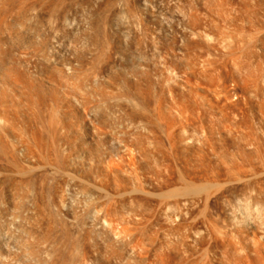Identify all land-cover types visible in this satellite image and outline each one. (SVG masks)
Wrapping results in <instances>:
<instances>
[{"label": "bare ground", "instance_id": "6f19581e", "mask_svg": "<svg viewBox=\"0 0 264 264\" xmlns=\"http://www.w3.org/2000/svg\"><path fill=\"white\" fill-rule=\"evenodd\" d=\"M142 1L145 2L146 0H141V2ZM202 1L197 0L199 7H201L199 3H202ZM148 2L152 5L151 0H149ZM130 3L128 2L125 3V0H0V264H187V263L192 264L193 262H191L190 259L188 260V257L190 256V255L188 256V254L189 253L191 254V251L194 249V247L197 249V250L196 249L193 250L194 254L196 251H198V247L200 250V245L202 244L201 241H204V239L202 240V237H206V235L208 237L207 233L212 228L214 229L216 228L215 230L220 229V228L223 229V226L220 228L217 226L214 227L212 225L213 219L211 218L212 219L211 221L207 217L208 220L212 224L208 223L207 220H206V224H209L210 227L212 228L209 230L207 229L208 232L206 233L204 229L208 226L207 225H205L206 227L203 226L205 221L204 223H202L203 220L202 221L198 220V217H197L196 220H198L199 223L197 222V225H196L195 219L193 220L195 223H192L193 222L192 220L190 222V221H187V219H185V214L187 215L189 214V212H191L190 207L192 205L194 206V209L198 207V210H200L198 213H200L203 219V214H204L203 212L205 210H208V209H205V208H208L206 207L207 206L206 202L211 195L212 196L213 194L216 195L218 191L226 189L225 187H227L228 189L229 186L234 187V185H238V184L242 186L243 183L245 186L248 182L247 180H250V177H252L251 176L252 173L254 172L253 175L255 176L256 174H258V173L255 174V171L257 172L260 169H262V171L261 172L259 171L260 173L258 176L261 177L262 180L264 181L263 179L264 164L263 166L260 164L257 165L256 166L257 168L254 167L253 164H250L252 165V167H254V169L255 168L258 169L255 171L253 170V172H251L252 171L251 170L252 168H250L251 166L249 165L250 167L246 166L245 168V165H248L249 163H251L250 161H252V158L249 156L248 157L249 162L246 163L244 159H246L247 156L246 158L243 159L241 156H239L238 153H237L238 156L233 155L232 158L227 159L226 161L227 165L226 163H223L222 161V164L223 165L225 164V166L227 167L226 169H225V166L223 167L222 171H224V169L226 170L224 171L226 178L224 177L225 179L222 181H219L221 180V177L224 176V175L220 176L223 173L221 170L220 172L222 173L218 171V173L220 174L216 172L217 176L219 175L220 177L219 176L215 177L214 180L216 181H214L212 179L213 176H216L214 175V171L213 170L209 171L207 169H204L205 167L203 166V163L205 162L203 161L208 158L207 157L208 153L204 155L206 158L204 157L205 159H203V152H204L203 149H205L203 148L204 146L203 134L206 135L204 131L205 127L203 126L205 123L203 124V120L204 118H207L210 115L208 114L209 116L203 117L205 116L203 115L202 110H201L203 106H201V109L199 107H195L196 104L194 103L195 102L197 103V100L195 98L200 94H198L195 98H193L196 101L193 100L194 103H192V105L194 104V106L192 107L197 108V109L193 108L194 111H192L190 107V102H192L190 100L192 98L190 99V97L193 94L189 95L190 92L187 93L183 91L184 86L182 85L183 83H180L179 79L177 81V84L179 82L178 84L179 86L178 87L177 85H173V86L174 87L176 86L175 89L177 88L180 89L181 88L180 84H181L182 90L174 89V90H168V91H164V90L160 91V90H151L150 88H149L150 90H142L143 88L142 86L145 85V84L142 85L143 83L142 77H146V75L142 76L141 73L145 66H148L147 68H149V62L151 61L150 60L148 61L146 56H149L147 53L150 50L147 49L148 51L146 53V50L140 49L142 48V46H144V42H142V40L140 39L142 37L139 34L143 31V29H141L142 31L140 32V28L138 24L140 22L139 21L136 22L137 17H135L134 13L135 14L136 12L139 13L140 11L139 7H141V3L139 0H134V3L132 2L134 6L132 4L133 8H131L132 6H130V8L134 10L136 6L138 10L136 12H133V11L131 12L130 9H129L130 11L127 9L128 6H126V4L129 5ZM153 3H155V1H153ZM160 3L159 4L157 3V6L155 5V8L158 7L160 9V7L158 6L160 5ZM179 3H180V0H179ZM186 3H189V2L186 1ZM78 5L80 7L82 6L80 10H79ZM144 5L145 3L143 4V6ZM74 6H76L75 8L78 7V10H76ZM142 8L143 7H141V9ZM143 9L142 11H140V13L143 12V15L144 16L146 15L147 17L148 14H145V13H149V11L146 10L147 12L145 11L144 13ZM145 9H148V8H145ZM149 9H150V5H149ZM151 11H153V9L150 10V12ZM194 13L195 15H192L193 14V11H192V13H190L192 17H189V18H191V20L194 21V18L196 16L197 18L195 20L197 19L199 20L200 16H198L196 12ZM139 17L140 15H138L137 20L139 19ZM43 18L44 20L48 19V21L47 20L45 21L48 23H46V25L45 23L39 25L40 21L41 23L44 22ZM38 20H39L38 25L43 26V31H41L42 29L40 30V28L42 27L37 26L38 31L41 34L37 31V28H32L33 25L28 24L32 21H34V23L35 22L37 23ZM127 20H130L129 24L133 20L132 21L133 23L131 25L132 31L129 30L130 26H128V23L126 22ZM184 21L186 25L185 24L183 25L187 26L188 24L187 26L188 29L192 28L190 29L192 31L194 30L193 25L194 26L196 25L195 26L196 28L195 27L194 28L197 30L199 28H197L196 23L201 22V21H196V22L191 21L192 23L191 24V23L186 22V20H182V22ZM49 22L52 23V27L50 26V28L48 29V26L50 25ZM162 24L159 29L168 27L165 24L167 27L162 28V26H164ZM178 24H179V21H178ZM178 24L176 25L175 23L173 24L175 25L174 26L175 30L178 29L176 31H181L183 29L185 30L186 27H183L182 23L180 25L182 26L183 29L181 28V30H179V28H176L180 26ZM124 25H127L128 27L126 26L127 28L124 29ZM191 25L192 27H189ZM170 26H169L170 28L169 31L172 30L170 32L174 33V34L172 33L171 35H177L180 33V35H183L185 38H187V36H189V33L192 32L190 30H186L185 34L187 32L188 35L182 34L181 33L182 31L175 33L173 30L174 27L172 28V26L171 27ZM44 28L48 30H44ZM126 29H128V31H130L129 33H131L130 38L128 37V35L125 36L126 33L124 30ZM196 30L193 31V34L195 32L199 33L198 31L200 29L198 31ZM201 33L199 34L201 35ZM58 34H59V37H58ZM72 34L78 35L79 41L77 42L78 44H80V48L77 45L75 46V50L79 48L80 50L79 52L73 50L74 48L72 49L73 51L70 50L69 49L70 47L67 45L69 44L68 42L70 41L68 40H67L68 42L65 41L66 39H69V38H70L69 40H71V36L72 38L76 36L75 35L73 37ZM231 34L229 35L225 33L224 35L226 36H223L224 37L223 39H227V40L233 39L229 42L236 41L237 39H234V37ZM204 35H205V32H204ZM183 36H180V38H182ZM190 36L188 37V39H185V40H184V37L182 38L184 40V43H182L183 46L185 45L186 40L188 41L191 39L192 36L191 37ZM208 36L207 37L205 36L204 40H207L205 43L208 42L209 44L208 40H210L211 38ZM125 37L127 39L129 38L130 41L129 40L127 41ZM178 37L177 39H180ZM194 37L201 38V39L198 38L200 39L199 43L202 44V45L200 44L201 46L196 45L198 44L196 42L197 39L195 40L196 43L194 41L193 43L192 41H188V42H191V44L195 43V45H192L194 46L192 47V49L194 48L193 51L197 50L199 52L200 48L203 47V43H204V41L202 43L203 35L201 37V36H198L197 34V36H193V39H195ZM131 38H132V41H131ZM175 38L176 36L174 37V39L173 38H170V39H172L171 41L174 42L173 40H177ZM72 40L73 42L75 41V39H72ZM227 40H224V41H227ZM64 41L65 43L67 42V44L63 43ZM221 41L223 43V40ZM128 42H131V43H129L128 45ZM181 42L183 41H180V44ZM229 42L227 44H229ZM175 43H178L177 45H179V41L178 42L175 41ZM236 43L238 44V40L235 42V44ZM189 44L187 43L188 47H190ZM65 45H67L68 47H65ZM172 45L173 47L170 45L172 48L171 47L169 48L171 49V52L174 54L176 51L174 50L175 51L174 52L173 49L174 47L176 48L177 45L176 44H172ZM214 45L212 46L216 47ZM147 47L152 48V46L149 47V45H147ZM181 47L182 46H180L179 48ZM184 47H186V45ZM195 47L198 48L199 50L195 49ZM217 47H219V44ZM225 47H226V44L224 48ZM185 49L187 51V48ZM190 49L188 51L192 53L191 51L192 49L191 50ZM208 49H209L208 52L214 51V48L212 47H211L212 50L210 49V47H208ZM140 50L142 52H140ZM180 50H182L183 53H187L185 55L183 54L181 56L182 58L186 57V55L189 58L188 52H185L184 49H180ZM201 50H203V48H201ZM143 51L146 54L145 56L146 58H144V60L146 61L144 63L146 64L145 66L142 65L143 67L142 69H140L141 64H143L142 56L145 55ZM171 52H170V55L172 54ZM139 53L141 54L140 55L141 62H142L141 64L139 62V58H140ZM167 54L165 55L167 56L166 59L168 58V55H169ZM165 56L164 58L163 57L162 58L165 59ZM186 58H184L185 60L184 59L183 60L186 61L188 59ZM191 58L192 56L189 59L192 60ZM197 59H198L197 61H199V58ZM128 61L130 62V64H128V68H126L127 66L125 65H127L126 62ZM48 62H50L49 63L50 65L48 64ZM171 62L169 63L167 61L164 62L165 63L164 67L166 63H168V65L170 66ZM43 63H45L46 65ZM188 63L189 62L187 61V64ZM151 65H153V63ZM196 65L197 64H195L194 67ZM153 66L155 68V65ZM165 68L167 69L168 67L166 66ZM145 69L143 71L144 73H145ZM150 69L151 67L148 70L151 71ZM180 69H181V66H180ZM31 70L33 71V74ZM140 70L142 71L140 72ZM185 71L186 70H184V72ZM170 72L171 71H169L168 73ZM184 72L179 73L177 77H180V74L183 76L187 74V72L185 74ZM168 73L166 74L167 76L169 75ZM177 74L178 73L176 72V75ZM193 74L195 73L193 72ZM248 74L250 73L248 72ZM171 76L175 78L174 74L172 73L169 75V77ZM177 77L175 78L176 80H177ZM168 79L169 78H167V80ZM176 80L174 81L172 80V81L176 82ZM247 84L248 83H246V85ZM187 86L188 85L186 84L185 87L187 88ZM148 87L145 89H148ZM224 87H226L225 84H224ZM245 87L246 86H244V88ZM221 90H223V92H226L227 89H225V91H224V88L220 89L219 95L223 94V93L221 94L222 92ZM193 91L196 93L195 90ZM193 91L191 90V93ZM244 91H248V90H242V91L240 90L239 92L244 93ZM255 91L263 92L262 88L261 90H255ZM211 92H213L214 95L216 94L215 95L216 98L220 97V96H217V92L219 91H216V93L214 91H211ZM228 93L227 92L224 93L227 95L223 94L222 97H220V100L221 98L222 99L224 98L223 99L224 102H228L227 101L229 100L227 98ZM248 93L249 95L251 93L254 95V91L253 92L251 91V93L250 92ZM202 94L204 95V93ZM202 94L200 96H202ZM211 94L212 93H210V95ZM245 94H247V92ZM210 95L208 92L207 93L208 97L204 95L205 97L203 96V99L201 100V97L198 96V99H200L201 102H204L203 100L205 98H208L207 100H209L210 98L211 100L212 95L211 97ZM214 95L212 99L213 105L216 104L215 101L219 100V99L216 100V98H214ZM237 95L239 97L240 94H237ZM250 96L252 97V95ZM225 97L227 98V100H225L226 99ZM241 97L245 98L244 95H242ZM254 98H257V97L255 96ZM240 100L238 102H240ZM249 101H251V99ZM206 102L208 101H205V104ZM220 102L221 104L224 103L222 101ZM220 102H217V103H220ZM229 102L227 104L229 108H231L232 106L230 107V104L232 103L229 104ZM244 102H241V103H244ZM198 104L200 103L198 102ZM198 104L196 106H198ZM201 104L203 105V103ZM213 105H211V107L208 105L211 111H212L211 108ZM232 105H235V103ZM246 105L247 107H249L248 104H246L245 102L244 106ZM253 105L254 103L251 104V106ZM215 106L213 107L215 108ZM219 106L218 107L222 109L223 104ZM226 106L225 105L223 106L224 107L223 111L225 114L224 117L227 116L229 119L225 118V120L227 121L228 119L230 121V119L233 116L231 115V113H229L231 110L229 111V108L228 107L226 108ZM236 106L237 104L233 107H236ZM259 106H261L260 107L261 109L263 105L257 104L256 107L258 108L255 107L254 109L258 110ZM241 107L242 106L240 105V107L238 108L240 109ZM219 108H218V111H219ZM243 109L245 110V108ZM243 109L240 110L239 112L243 111ZM214 110L217 112L216 108ZM225 110L226 112L229 111L228 113L232 117H229L230 115H228V113L226 114ZM238 110L235 109L232 112L235 113V111H238ZM223 111L221 115H223ZM248 111L250 112V110ZM248 111L246 112L244 111V114L248 113ZM258 111H259L258 112L259 116L262 117L264 115L263 114L264 110L262 109V112L260 110ZM239 112H236L237 113L236 118L238 117V115L240 118H241V114L243 115L242 112L241 113ZM260 113H262V115H260ZM253 114L255 115V113ZM248 116H245V117L248 118ZM243 118L241 119L242 121L240 120L241 123L240 121H237L235 118L233 119H235L236 121L235 120L233 121H235L236 124L238 122L240 124H243ZM262 118L264 122V117ZM233 121L230 122V124L231 123L234 124V125L232 124L231 125L235 127L236 124L233 123ZM240 124H237L236 128ZM244 124H243V127L238 126V128L239 127L245 128L246 126ZM248 124L249 122L246 123V125L248 126L246 127V130L250 128ZM206 125L208 126L209 124H206ZM191 128H194L192 131L196 133L194 135V136L197 135L196 137L192 136ZM205 129L208 130L207 128ZM251 129H249L248 131L252 132ZM243 130H240V131H243ZM211 132L214 133V131H211ZM223 132L226 133L227 131L226 132L223 131ZM229 133H231V131ZM247 134L248 133L246 131L245 135L247 136ZM208 135H211V134H208ZM208 135H207V138H208ZM231 136H232V133L230 137ZM257 136L258 135L253 137L252 135L248 137H252L255 140V137ZM214 137H215V134L212 138ZM227 137H229V135ZM204 138H206V136H204ZM216 138L217 137H215V139ZM252 138H249V140L251 141ZM236 139L237 138L234 139L235 142H236ZM207 141L205 142V144H207ZM229 141L234 142L233 140L231 141V139H229ZM240 141H242V139ZM245 141H242V142L245 143ZM257 141H259L258 138L256 139L255 142ZM258 143H260V141ZM246 144L249 145V142ZM250 144L251 146L254 147V144L253 145L252 143ZM257 144L255 145L254 148H257ZM259 147L260 146H258V148ZM237 148L238 147H236V150ZM206 149L209 150V148H206ZM211 149H214V148L211 147ZM249 149L251 150L252 148L248 147V150ZM258 150H261V149H258ZM230 151H233V150H230ZM213 152L214 154H216L215 150ZM226 152L228 151L226 150ZM243 153H245V151H243ZM259 154L257 156L258 159H255L256 158L255 155H254L255 158L254 157L253 158L255 159V161L260 160V163H264V154L262 153H259ZM212 155L213 154L211 153L210 156L212 157ZM241 155H243L244 157V154H241ZM217 159H219V157H217ZM141 160L142 161L145 160L143 162L145 163V165H142L143 163L141 162ZM221 160H223V158ZM205 161L207 162L208 159ZM212 161H209V162H212ZM215 161L216 163H219L217 162V160ZM257 161L256 163L258 164L259 161L258 162ZM135 165H137L139 169H138V173H136V169H135V172H134L135 174L133 175L131 174L132 173L131 170L132 169L134 170ZM204 165H207L208 167V163H205ZM210 165L212 166L213 164H210ZM219 165H221V163ZM213 166H215V164ZM259 166H262V168H260ZM210 167L208 168L210 169ZM247 168L248 169L250 168L249 170L251 174H249L250 172L248 171ZM203 169H204V172H206L205 170H207V172L209 171V173L210 172L213 173L211 174L213 176H210V174L208 175L207 172L205 173L208 175V176L206 175V177H208L209 179L212 177L211 180L213 181L207 180L208 178L206 179L207 181L203 179V177L205 176L203 174ZM245 169H247V171ZM129 174L133 175L132 178ZM127 175L130 177H128ZM259 177L255 178V181H257L258 184L261 183V181L258 182L259 180H257L259 179ZM217 178L218 179L220 178V179L218 180ZM203 180L206 181L207 183L206 182L204 183ZM244 181H247V182H244ZM251 181H253V179ZM263 181L262 183H264ZM253 183L254 181L250 182L251 187L246 186V187H243V189L245 190L246 188L248 189L252 188V186L253 185L255 186L256 184V183L254 184ZM258 184H257V187H258ZM260 185L262 186L263 184H260ZM209 186L211 187V189L209 188ZM241 186H240V190H241ZM206 187L209 189H207ZM233 189H229L231 190V192L229 190H226V191L230 192L231 194ZM261 189L260 190L256 189V192L254 191V188H252L248 192L246 189L245 192L248 194L249 192H252L253 190L255 192L254 195L256 194L255 195V199H256V197H258L257 191L259 192L261 191ZM242 190L238 191V193L240 192L239 193L240 195L241 193H243L242 195L246 194L244 190L243 192ZM233 191L237 193V188L236 190H233ZM235 192L234 194L233 193L232 194L235 195L236 194ZM224 193L222 194L220 193L221 196H223ZM228 194L227 196L229 197L225 196L226 198H228L227 201L231 200L229 199L230 194L229 195ZM250 194L251 193H249L248 195ZM219 195H217L216 197L218 200H219L218 198ZM233 195L231 196L232 198H233ZM251 196L252 195H250L249 197ZM117 197L124 198L125 203L127 202V204L130 205L131 209L130 208L129 209L131 212L134 213L131 216L138 215L139 211L141 215H143V213L148 214V212L150 211L153 212L152 215L154 214V216H151V217L148 216V217L155 218V220L154 221L152 220V221L157 222V223L155 222V226L156 227L158 226L157 229H160V231L162 232H164L165 230H168L169 234L171 232L175 233L176 228L178 229L183 226L185 228L186 222H190L194 224L195 227L193 229L194 230L193 232L195 235L194 234L192 235L190 231L189 232L191 234L189 232L188 234L192 235L193 237L189 235L192 238H195L194 236H196L197 238H195L196 240L193 239V242L195 241L200 242V245L199 243H196V245L198 244L199 246L197 245V247L196 246L192 247L193 243L191 242L190 244L187 242V240H189V238H187L188 236L185 237L186 236L185 234L184 236L180 232H177L181 236H184L187 240L184 238L177 237V242H176L177 244L175 245L171 243L172 239H170L169 241V238L167 237L168 239H165L164 243L163 242L160 243L159 241L157 242V240L156 241L153 240L151 243H149V246H148L151 249H149L148 247H146L148 249H144L143 247H141L142 248L141 249L139 247L141 250H137L138 246L136 249H134L135 246L131 247V245H133L132 238H131L132 233L129 231L135 228L136 226L134 227L130 226L131 229L127 227V229H130V230L126 232L127 230L122 229L124 226H127L125 225L124 221H122V223L124 224L119 223L120 225L121 224L124 225L122 226V228L119 225L121 229H118L117 225H116L117 226V229H116V227L112 223V219L119 216L116 212L118 207L117 208L115 207L116 208L115 210V208L111 205L112 201L114 202L115 200L116 202ZM164 197H165V200H167L168 198L169 199L174 198V200L172 202L168 200L169 203L165 204V206L163 207L162 203L164 205V201L162 202L160 199ZM73 198L75 199L76 202L73 201L72 203L71 199L73 200ZM155 198H160L158 200L159 202ZM226 198H224L223 200V202L225 201V203H220V204L226 205L227 203ZM154 199L156 201L153 202ZM235 199H237V196L235 197ZM235 199H233L234 202H238V201H235ZM238 199H241V197L240 198L238 197ZM257 199L258 200H256V202H260L261 205L264 203L263 202L264 200H259V198ZM233 200L229 202V204L233 205L234 204ZM245 200L243 198L244 202H246ZM214 201L217 202V200H214ZM203 202H205L204 204L206 205L204 207H203ZM215 202L213 203L215 204ZM256 202L253 201L254 204L258 205V203ZM238 204L236 205L239 206ZM166 205L169 210L172 209L177 212V214H175L173 211V214H175V216L173 215L174 216L173 218H171L172 216L169 215L170 212L169 213L167 212V213L171 217L169 216L167 217V215L165 214V211L163 208H165ZM81 206L84 207V209H81L82 208ZM220 206H219V209L221 208ZM209 207H211L212 209L211 205H209ZM194 209H192L193 210L192 212L195 211V213L193 214H196L197 209L196 210ZM228 209L229 208H227V210ZM118 210H121V209H118ZM215 210L216 209L213 210L214 214L216 212ZM209 211H206V212H209ZM237 211L239 212V210ZM237 211L235 212L232 211V213L233 214L238 213ZM220 213L223 214L222 211H220ZM193 214L191 213L190 217ZM214 214L212 215L214 216ZM225 214L228 215V213H225ZM241 214L242 213H239L237 216ZM201 216L199 218H201ZM219 216L221 217V215H217L216 217L218 218ZM233 217L236 218V215ZM129 218H133V217H129ZM225 218L227 217L225 216ZM247 218L244 219L245 222L244 220H242L244 224L246 223ZM125 219L127 220L128 218H125ZM133 219L132 221H130L129 219L128 220L130 222H134ZM236 219H234V221ZM216 220L214 221L216 223L220 221L219 218ZM149 221L151 222V219H149ZM130 222L126 224H130ZM221 222L223 221L221 220ZM239 222L240 221H238V223ZM248 222L249 221H247V223ZM190 223L187 225H190ZM139 224H141V222ZM223 224L225 225V222ZM131 225H133V223H131ZM187 225H186V228L189 227V226L187 227ZM235 225L236 224H234V226ZM250 225H254V224L252 223L249 224L248 227L251 228ZM227 226L225 225L224 229L226 231H229L230 230V229L228 230L229 226L228 227ZM260 226L258 228L257 225L256 226L254 225V228L257 227L254 230L257 229L261 237V235L264 236L263 234L264 228L262 227L263 226L262 224ZM144 227L145 226H143L142 228ZM250 228L249 229L247 228V229L250 231ZM231 229H233V227ZM234 229L236 230V228ZM259 229H263V230H259ZM203 230L205 231L204 233H206V235L204 234L205 236L203 235ZM134 231H136V228L132 232ZM182 231L183 230H181V232ZM211 231L215 232L213 229ZM211 231H210L209 236H212V239L213 237L216 236V238H214L216 243L217 242L219 243L218 240H222L224 241V244L226 243L227 245L228 244L231 245L232 244L231 238L232 240H233V237L237 238L238 240L240 239L238 238V236H234L235 234L233 235V233H231L232 230H230L229 233L230 235H232V237H228V239L230 240H229V243H227L228 240L227 238H225L226 235L225 236L223 235L222 233L223 230H219L221 231L222 234L218 231L216 235L215 233H213L215 236L211 235L212 234ZM261 231L263 233H261ZM125 232L127 234L129 233L130 236L126 235ZM249 233H252V232L250 231ZM253 233H252V236H250L252 240L254 239L253 236H255V234ZM217 234L221 235L222 238H224L225 240L217 239V236H219ZM173 235L172 237L174 236L176 237V235L174 236ZM243 235L242 237L245 236ZM148 237L149 236H147V238ZM192 238H190V240ZM246 238H249V237L246 235ZM251 238L247 240L249 241L251 240ZM237 239L235 241L239 242L240 240L238 241ZM261 239H260V242L261 243L263 242L262 244H264V240H263L264 238L262 239L263 241H261ZM166 240H168L169 242L168 241L166 242ZM178 240H179V243H178ZM214 240H211V244H214L212 246L207 245L206 244L207 241H204V243L207 246H211L213 248V246L216 245L214 242H212ZM255 241L257 242L256 244L258 245V247L259 245H261L260 247L263 246L259 242V240H256V239L254 240L253 244H255ZM145 242L147 246L148 244L147 240ZM249 242H245L241 240L242 247L240 248V250H238L239 248L238 243L235 242V245L237 244V247L235 245L234 247H236L238 251L234 249L233 247L234 243L232 244L233 249L230 245L228 246H230L231 249H229L230 247L228 246L220 245L222 246L220 250H222V248L225 247V250L223 249L222 250L223 252L221 251L223 253L221 254L222 257L224 258L225 256L223 255H226L228 253L227 256H230V257L232 256L231 257L232 259L235 258V262L233 261L234 264H264V250L261 248L257 249L251 246L253 241L250 243L251 245L249 244ZM204 243L203 245H205ZM208 243H210V241ZM217 245L216 247L219 248V246ZM204 247L205 246L201 248H204ZM213 249H210V247L208 248V250H211V251ZM215 249L213 250L214 252H215ZM204 250L206 249H202L201 252L205 253ZM208 250L207 252H209ZM232 250H234L233 253L232 254L231 252L229 253V251H232ZM216 251L220 252L219 250H216ZM224 251L227 253H225ZM207 252L205 254H207ZM221 255L219 256V258L221 257ZM206 257L208 258V254L207 256L205 255V257L202 256V259L204 258V263H205V260L207 259ZM226 257H225V260H226ZM213 258L211 257V259ZM223 258L222 260H224ZM229 260L227 258V261ZM224 261L221 262L220 260L218 262L222 264ZM208 262L206 260V263L214 264L211 262V260H209ZM230 263L231 262H229V264ZM200 264H203V262Z\"/></svg>", "mask_w": 264, "mask_h": 264}, {"label": "rangeland", "instance_id": "374dc122", "mask_svg": "<svg viewBox=\"0 0 264 264\" xmlns=\"http://www.w3.org/2000/svg\"><path fill=\"white\" fill-rule=\"evenodd\" d=\"M140 1V3H141V7H143L144 9L145 8H148V9H143V11H144V13H145V11L147 10V11H149V13H145V14H148V16L146 17V15L144 16L143 15V12H141L140 13V11H142V9H141V7H139L140 9V11H139V13H137L136 11H138L137 10V7L135 6V8H134V10L133 9H131V8H133V6H134V0H125V3L126 2H128V3H130L129 5L128 4H126V6H128V10L130 9L131 10V12L133 11V12H136V14L134 13V15H135V17H137L138 18V15H140V17H139V19L137 20V18H136V22L137 21H139L140 23H138L139 24V28H140V32L142 31L141 29H143V31L141 32V33H139L140 35H141V37L142 38H140L141 40H142V42H144V46H142V48H140L141 50H146V53H147V49H149L150 51H148V55L149 56H146V54H145V52L143 51V53L145 54V55H143V53H142V55L144 56H142V62H143V64H141L142 62H141V54L139 53V62H140V64H141V68L140 69H142V67L143 66H145V64L146 63H144V62H146L145 60H144V58H146L147 57V60L149 61H151V62H149V68L151 67V71H149L148 69L149 68H147L148 66H145L146 67V69L148 70H146L145 69V67H144V69H145V73L143 72L144 71V69H143V71L142 70H140V72L142 71V73H141V75L142 76H145L146 75V77H142V80H143V83H142V85H144V86H142L143 88H142V90H160V91H162V90H164V91H168V90H174L175 89V87L173 86V85H177V87L179 86L178 84H179V82H178V84H177V81H178V79H179V81H180V83H183L182 85L184 86L183 87V91H185V92H187V93H191V90L193 91V90H195L196 91V93L193 91L191 94L189 93V95H192L191 97H190V101H192V102H190V107H191V110L192 111H194V109H197V108H194V107H192V106H194V104H198V102L200 103V104H198V106H196L195 105V107H199L200 109H201V106H203L202 107V113H203V115H205V116H203V117H207V116H209V117H207V118H204V120H203V126L205 127V128H207L208 130H206L205 128H204V131H205V133H206V135L205 134H203V143H204V146H206V147H204L203 146V148H209V150L208 149H203L204 150V152H203V159H205L206 157L204 156L205 154H207L208 153V161L206 162L205 160H207V159H205L203 162H205V163H208V167H210L211 165L210 164H215V166H211L210 167V169L207 167V165H204L205 163H203V166L205 167H203L204 169H207V170H213L214 171V175H216V176H213V175H211V174H213L212 172H210L209 173V171L207 172V170H205L206 172H207V174L209 175L210 174V176H213V180H214V178L215 177H218L217 176V173H218V171L220 172V170L222 171L223 170V167L225 166V164L223 165L222 164V161H223V163H226V161H227V159H230V158H232L233 157V155L234 156H238V154H239V156H241L243 159L244 158H246V156H247V160L246 159H244L245 161H246V163H248L249 162V160H248V157L250 156L251 158H252V161H250L251 163H249L248 165H245V168H246V166L248 167L250 164H253V166L254 167H256L257 165H262L263 166V164L264 163H260V160H256L257 162H258V164L256 163V161H255V159H258L257 158V156H258V154L259 153H262V154H264V122H263V118L262 117H264V115L261 117V116H259V114H258V110H260L261 112H262V109L264 110V103H262V102H264V0H200V1H202V3H199L200 4V6L201 7H199L198 6V2H197V0L195 1V0H186V1H188L189 3H186V1L184 0V2H183V0L181 1L180 0V3H179V0H151L152 2V5L148 2L149 0H146L145 2L144 1H142L141 2V0H139ZM153 1H155V3L157 2L158 4L160 3V2H162V3H160V5H158L159 7H160V9L157 7V8H155V5L157 6V3L155 4V3H153ZM199 1V0H198ZM242 1V2H241ZM249 2V3H247V2ZM133 2V3H132ZM184 4H183V3ZM221 2V3H220ZM228 2H229V4H228ZM260 2V3H259ZM145 3V5L143 6V4ZM149 3V4H148ZM182 3V4H181ZM197 3V4H196ZM234 3V4H233ZM132 4H133V6H132ZM154 4V5H153ZM177 4V5H176ZM187 4V5H186ZM189 4V5H188ZM192 4H193V6H192ZM225 4V5H224ZM149 5H150V9H149ZM77 6V5H76ZM76 6H74V8L76 7ZM130 6H132L131 8H130ZM146 6V7H145ZM148 6V7H147ZM154 6V7H153ZM223 6V7H222ZM78 7H79V10H80V8L82 7H80L79 5H78ZM78 7L77 8H75L76 10H78ZM198 7H199V9H198ZM252 7V8H251ZM257 7V8H256ZM170 8V9H169ZM180 8V9H179ZM182 8V9H181ZM195 8V9H194ZM201 8V9H200ZM221 8V9H220ZM247 8V9H246ZM259 8V9H258ZM153 9V11H151L150 12V10H152ZM155 9V10H154ZM188 9V10H187ZM193 9V10H192ZM219 9V10H218ZM252 9V10H251ZM129 10V11H130ZM180 10V11H179ZM197 10V11H196ZM146 11V12H147ZM185 11V12H184ZM192 11H193V14L192 15H195V13L194 12H196V14H198V16H200V18H199V20L197 19V20H195L197 17L195 16V18H194V21L196 22V21H201V22H197L196 24H197V28H199V29H195L196 27V25L194 26L193 25V31H198L199 33H201L202 31V33H201V35L199 34V33H194V34H196V35H194L193 34V31L192 30H190V29H192V28H189L188 29V24H187V26H185L186 25V23H185V21L184 22H182V20H186V22H188V23H191V21H193V20H191V18H189V17H192V15L190 14V13H192ZM200 13H199V12ZM179 12V13H178ZM244 12V13H243ZM151 13V14H150ZM186 13V14H185ZM133 14V13H132ZM159 14V15H158ZM166 14V15H165ZM202 14V15H201ZM253 14V15H252ZM137 15V16H136ZM141 15H143V16H141ZM154 15V16H153ZM189 15H191V16H189ZM171 16V17H170ZM177 16V17H176ZM134 17V18H135ZM162 17V18H161ZM167 17V18H166ZM173 17V18H172ZM175 17V18H174ZM194 17V16H193ZM161 18V19H160ZM179 18V19H178ZM181 18V19H180ZM189 18V19H188ZM46 19V18H45ZM142 21H141V20ZM156 19V20H155ZM174 19V20H173ZM176 19V20H175ZM187 19H188V21H187ZM47 21H48V19H46ZM46 20H44V18H43V21L44 22H42L41 23V21H40V24L39 25H41V24H44L45 23V25H46V23H48V22H45ZM146 20V21H145ZM153 20H155V21H153ZM157 20H158V22H157ZM191 20V21H190ZM203 20V21H202ZM129 21L130 20H127L126 22L128 23V26H130V28H129V30L130 31H132L131 29H132V27H131V25H132V21H131V23L129 24ZM135 21V20H134ZM174 21V22H173ZM178 21H179V24H178ZM193 21V22H194ZM33 22V23H32ZM32 22H30V23H28V24H31V25H33L32 26V28H37V26L38 27H42V28H40V30L41 31H43V26H39L38 25V23H39V20H38V22L35 24L34 23V21H32ZM157 22V23H156ZM162 22H163V24H162ZM177 22V23H176ZM50 23V22H49ZM162 25H164V26H162V28L163 27H167V28H163V29H165V30H163V29H159L160 28V26H161V24ZM171 24V26L175 23V25L176 24H178V25H180L181 23H182V26L183 27H186L185 28V30L182 28V26L180 25V26H178V27H176V28H179V30H181V28L184 30H181V31H176V30H178V29H176L175 30V25H173L172 26V28L174 27V32L176 33H178V32H181L182 34H184V35H186L187 34V32H186V34H185V31L186 30H190V31H192V32H188L189 33V36H190V34L192 33L193 34V36H197V34H198V36H201L202 37V35H203V39H202V43H203V41H204V43L207 41V40H204L205 38V36L207 37L208 35H210V36H208V37H210L211 39L210 40H208L209 41V44H208V42L207 43H203V47H201V48H203V50H201V48H200V50L198 49V48H196L195 47V49H198L199 50V52L197 51V50H195V51H193V49H192V47H194V46H192V45H195V43L197 42L198 44H196V45H200L201 43H199L200 41V37H194L195 39H193V36H192V34H191V39L190 40H188V41H192V43H193V41L195 42V40L197 39V41L194 43V44H191V42H188L187 40L185 41L186 43H185V45H186V47H184L183 46V44L182 43H184V40L185 39H188V37L189 36H187V38H185L183 35H180V33L179 34H177V35H171L173 32H170V31H172V30H170L169 31V26H170V24ZM173 23V24H172ZM201 23V24H200ZM35 24V25H34ZM126 24V23H125ZM167 26H166V25ZM183 24H185V25H183ZM192 24V23H191ZM194 24V23H193ZM44 25V26H45ZM48 25V24H47ZM143 27H142V26ZM203 25V26H202ZM30 26V25H29ZM35 26V27H34ZM50 26L52 27V23H50V25L48 26V29L50 28ZM127 25H124V29L125 28H127L126 27ZM170 26V27H171ZM201 28H200V27ZM31 27V26H30ZM189 27H192V25L191 26H189ZM195 27V28H194ZM47 28V27H46ZM46 28H44V30H48V29H46ZM171 28V29H172ZM168 31H167V30ZM37 31H38V28H37ZM125 31V36H127L128 35V37L130 38L131 37V33H129L130 31H128V29H126V30H124ZM130 34V36H129V34L127 33V32ZM39 32V31H38ZM45 32V31H44ZM43 32V33H44ZM169 32V33H168ZM204 32H205V35H204ZM40 33V32H39ZM164 33H166V34H164ZM167 33H168V35H167ZM225 33H227V34H231L233 37H234V39H237L238 40V44L236 43L235 44V42L237 41H233V42H229V41H231V40H233V39H223L224 37L223 36H226V35H224ZM41 34V33H40ZM170 34V35H169ZM174 34V33H173ZM247 34V35H246ZM73 35V37L76 35V34H72ZM165 35H167V36H165ZM188 35V34H187ZM212 35V36H211ZM71 36V35H70ZM145 36V37H144ZM147 36V37H146ZM170 36V37H169ZM176 36V38L175 39H177V37L178 38H180V36H183L184 37V40L182 39V38H180V39H177V40H173L174 42H172L171 40L172 39H170V38H173L174 39V37ZM222 36V37H221ZM58 37H59V34H58ZM169 37V38H168ZM232 37V38H233ZM76 38H77V40H76ZM126 38V37H125ZM129 38L127 39L126 38V40L128 41L129 40ZM198 38H200V39H198ZM70 39V38H69ZM69 39H66L65 41H70V42H68L69 44H67V42L65 43V41L63 42V43H65V44H67L70 48V50H72L73 48V50H75V46H79V48H80V44H78V42L77 41H79V38H78V35H76L74 38H72V36H71V40H69ZM72 39H75V41L73 42V40ZM165 39V40H164ZM170 41H169V40ZM206 39H208V38H206ZM218 39V40H217ZM220 39V40H219ZM125 40V41H126ZM167 40V41H166ZM221 40H223V43H225L226 44V47L224 48V46H225V44H223L222 43V41ZM224 40H227L228 42H229V44H227L228 42L227 41H224ZM130 41V40H129ZM131 41H132V38H131ZM168 41H169V43H168ZM175 41H179V45L180 46H182L181 48H179L180 46L179 45H177L178 43H175ZM180 41H183V42H181V44H180ZM73 42V43H72ZM172 42V43H171ZM211 42V43H210ZM215 43V45H214V43ZM219 42V43H218ZM72 43V44H71ZM77 43V44H76ZM127 43V42H126ZM129 43H131V42H128V45H129ZM187 43L190 45V47H188L187 46ZM217 43V44H216ZM223 45H222V44ZM232 43V44H231ZM74 44V45H73ZM142 44V43H141ZM172 44H176L177 45V47L175 48L174 47V49H173V51L175 52V53H177V54H173L172 52H171V49L169 48V47H173V45ZM218 44H219V47H217L218 46ZM231 44V45H230ZM67 45H65V47H68ZM147 45H149V47L150 46H152V48H148L147 47ZM169 45V46H168ZM171 45V46H170ZM175 45V46H176ZM202 45V44H201ZM200 45V46H201ZM212 45H214V46H216V47H213ZM220 45H221V47H220ZM179 46V47H178ZM200 46H198V47H200ZM230 48H229V47ZM140 47H141V45H140ZM144 47V48H143ZM171 47V48H172ZM184 47V48H183ZM208 47H210V49H211V47L212 48H214V51H216V52H211V51H209L208 52ZM248 47V48H247ZM76 48H78V47H76ZM79 48L78 49H76L75 51H80L79 50ZM166 48V49H165ZM179 49V51H178V49ZM185 48H187V51H186V49ZM192 50H191V49ZM216 48H217V50H216ZM251 48V49H250ZM153 49V50H152ZM169 49H170V51H169ZM177 49V50H176ZM180 49H184L185 50V52H188V55H189V58L192 56V60H190L188 57H187V55H186V57L189 59H187L186 57H184V58H186L187 60L186 61H184L185 59L184 58H182L181 56L184 54H187V53H183L182 52V50H180ZM191 50L192 51V53L190 52V51H188V50ZM207 49V50H206ZM226 51H225V50ZM250 49V50H249ZM261 49V50H260ZM72 50V51H73ZM140 50V52H142ZM183 50V51H184ZM212 50V49H211ZM163 51V52H162ZM206 51H207V53H206ZM217 51H218V53H217ZM247 51V52H246ZM170 52L172 53L171 55H172V57H171V55H170ZM179 52V53H178ZM182 54H181V53ZM190 52V53H189ZM194 52V53H193ZM196 52V53H195ZM198 52V53H197ZM202 52V53H201ZM243 52V53H242ZM154 55H153V54ZM169 55H168V54ZM208 53H210V54H208ZM212 53V54H211ZM217 53V54H216ZM241 53V54H240ZM247 53V54H246ZM261 53V54H260ZM168 55V58L166 59V57L167 56H165V55ZM198 54V55H197ZM215 54V55H214ZM219 54V55H218ZM165 56V59H163L164 58V56ZM173 55H175V56H173ZM178 57H177V56ZM191 55V56H190ZM213 55V56H212ZM146 56V57H145ZM155 56V57H154ZM180 56V57H179ZM222 56V57H221ZM163 57V58H162ZM170 57H171V59L172 58H174V59H170ZM201 57V58H200ZM214 57V58H213ZM216 57V58H215ZM150 58V59H149ZM162 58V59H161ZM197 58H199V61H197L198 59ZM218 58V59H217ZM184 59V60H183ZM170 60V61H169ZM195 60V61H194ZM235 60V61H234ZM171 62V65L169 66L168 65V63H166V65H165V67L167 66L168 68L166 69L165 67H164V62ZM183 61V62H182ZM187 61L189 62L188 64H187ZM191 61V62H190ZM192 61H194V62H192ZM195 62H197V63H195ZM205 62H206V64H205ZM234 62V63H233ZM245 62V63H244ZM252 62V63H251ZM50 62H48V64H49ZM127 63V65H125V66H127L126 68H128V64H130V62L128 61V62H126ZM153 63V65H155V68H154V66L153 65H151ZM241 63V64H240ZM43 64H45V63H43ZM195 64H197L195 67H194V65ZM46 65V64H45ZM50 65V64H49ZM143 65V66H142ZM151 65V66H150ZM183 65V66H182ZM204 65V66H203ZM206 65H207V67H206ZM140 66V65H139ZM180 66H181V69H180ZM202 66V67H201ZM217 66V67H216ZM234 66V67H233ZM244 66V67H243ZM170 67H171V69H170ZM177 67V68H176ZM187 69H186V68ZM190 67V68H189ZM241 67V68H240ZM183 68H185V69H183ZM245 68V69H244ZM180 69V70H179ZM206 69V70H205ZM223 69V70H222ZM260 69V70H259ZM184 70H186L185 72H184ZM258 70V71H257ZM169 71H171L170 73H168ZM179 71V72H178ZM184 72V74L187 72V74H185L184 76L183 75H181L180 74V77H177L178 75H179V73H183ZM197 71V72H196ZM220 71V72H219ZM237 71V72H236ZM251 71H252V73H251ZM260 71H262V72H260ZM31 72H32V74H33V71L31 70ZM149 72V73H148ZM170 75L171 73L172 74H174V76H175V78L177 77V80L174 78V77H169V75L167 76L166 74L167 73ZM175 72V73H174ZM176 72L178 73L177 75H176ZM193 72L195 73V74H193ZM248 72L250 73V74H248ZM257 72V73H256ZM259 72V73H258ZM144 73V74H143ZM147 73H148V75H147ZM200 73V74H199ZM233 74V75H232ZM235 75V76H234ZM241 75V76H240ZM148 76V77H147ZM182 77V78H181ZM224 77H225V79H224ZM240 77H241V79H240ZM147 78H148V80H147ZM167 78H169L168 80H167ZM184 78V79H183ZM144 79H146V80H144ZM235 79V80H234ZM174 80H176V82H173ZM225 80V81H224ZM174 83H172V82ZM182 81V82H181ZM222 81V82H221ZM149 82V83H148ZM172 84H171V83ZM221 82V83H220ZM224 82V83H223ZM250 82V83H249ZM147 83V84H146ZM176 83V84H175ZM188 85L187 86V88L185 87L186 86V84ZM246 83H248L247 85H246ZM252 83V84H251ZM148 84H150V85H148ZM151 84H152V86H151ZM224 84H225V86L226 87H224ZM243 84H244V86H246L245 88H244V86H243ZM182 85L180 84V86H181V88H182ZM238 85V86H237ZM149 86V87H148ZM220 86V87H219ZM237 86V87H236ZM249 86V87H248ZM254 86V87H253ZM148 87V89H145V88H147ZM219 87V88H218ZM222 87V88H221ZM150 88V89H149ZM179 89V88H177V89H175V90H182V89ZM224 88V91H225V89H227L226 90V92L228 93V99L229 100H227V98L225 99V100H227L228 102H229V104L230 103H232V104H234L235 103V105L237 104V106L238 107H240V105L243 107L244 106V103L246 102V104H248V106L249 107H247V105L246 106H244L243 108H245V110L243 109V111H241L242 113H243V115H245V116H248L249 115V113H250V115H251V117H250V115L248 116V118L247 117H245V116H243L242 114H241V118L239 117V115H238V119L236 118V112H239L240 110H242L241 108L239 109L237 106V108L239 109H237L236 107H233V106H235V105H232V104H230V107L232 108H229V106H228V102H224V98L222 99L221 98V100H220V97H222V95L224 94V93H226V92H223V90H221L222 92H221V94L222 95H219V93H220V89H223ZM230 88V89H229ZM244 88V89H243ZM247 88V89H246ZM254 88V89H253ZM261 88H262V90H263V92L262 91H255V90H261ZM229 89V90H228ZM187 90V91H186ZM190 90V91H189ZM205 92H204V91ZM210 90V91H209ZM219 91V92H217V96H220L219 98H216V94L214 95L213 94V92H211V91H214L215 93H216V91ZM234 90H235V92H234ZM241 90H248V91H244V93L243 92H239V91ZM239 93H238V92ZM251 91L253 92L254 91V95L257 97V98H254L255 96L251 93ZM198 92H200V93H198ZM204 93V95H206L207 96V93L209 92V95H210V93H212L213 95H214V98H216V100L217 99H219L220 101H222V102H224V103H222L223 104V106L225 105L226 106V104H227V106H226V108L228 107L229 108V111H227L226 112V110H225V113L227 114L228 112L229 113H231V115L233 116H231L229 113H228V115H230L229 117H232L231 119H232V121L233 120H237V121H240L243 117H245V118H243V124L246 126V127H248L247 125H246V123H248L249 122V126H250V128H248V130L249 129H251V127H252V132L251 131H248V130H246V127L245 128H238V126H242L243 127V124H240L241 123V121H240V123L238 122L237 124H240V125H238L237 126V128H236V120L235 121H233V123H235L236 125H235V127L234 126H232V125H234V124H230V122H232L231 121V119H230V121L228 120L229 118L227 117V116H225L224 117V107L222 106V109H220L219 107H221V106H219V105H222L221 104V102L219 101V100H217V101H215V105H217V106H215V105H213L212 104V99H213V95H212V97H211V95H210V97H211V100H210V98H209V100H207L208 98H205L203 101L204 102H201V100L203 99V94L202 93ZM247 92V94H245ZM248 92H250L251 94L250 95H252V97L249 95V93ZM256 92V93H255ZM257 92H259V93H257ZM236 93V94H235ZM198 94H202V96H200V95H198ZM237 94H240L241 96L242 95H244L245 96V98H243V97H241L240 95H239V97H238V95ZM257 94H259V95H257ZM199 97H201V100L200 99H198V96ZM224 95H227V94H224ZM247 95V96H246ZM197 96V97H196ZM251 98H250V97ZM196 97V98H195ZM205 97V96H204ZM208 97V96H207ZM224 97V96H223ZM232 97V98H231ZM249 97V98H248ZM193 98H195L196 100H197V103L195 102L194 103V101H196V100H194ZM231 98V99H230ZM240 98H241V100H240ZM254 98V99H253ZM245 99H246V101H245ZM251 99V101H249V100ZM194 100V101H193ZM200 100V101H199ZM215 100V99H214ZM232 100V101H231ZM240 100V102H238ZM255 101V102H253V101ZM263 100V101H262ZM205 101H208V102H206V104L207 103H209V104H205ZM209 101H211V102H209ZM245 101V102H244ZM247 101H248V103H247ZM214 102V101H213ZM217 102H220V103H217ZM236 102H238L239 103V105H238V103H236ZM241 102H244V103H241ZM253 104L254 103V105L253 106H251V104ZM253 102V103H252ZM192 103H194L193 105H192ZM201 103H203V105L201 104ZM210 103H211V105H213V106H215V108L217 109V112L214 110L215 108L212 106V111L210 110V108H209V106L211 107V105H210ZM255 103H257L258 105L259 104H261V105H263L262 106V108L260 109V107L261 106H259V109L257 110V109H254L255 107H256V105L257 104H255ZM209 105V106H208ZM219 106V107H218ZM219 108V111H218V108ZM252 107V108H251ZM194 108V109H193ZM209 108V109H208ZM247 108V109H246ZM256 108H258V107H256ZM205 111H204V110ZM208 109V110H207ZM238 110V111H235V113L234 112H232V111H234V110ZM253 109V110H252ZM248 110H250V112L248 111ZM222 111H223V115H221L222 114ZM244 111L246 112V111H248V113H245L244 114ZM251 111H252V113H251ZM255 111V112H254ZM206 112H208V113H206ZM210 112H211V114H210ZM220 112V113H219ZM241 112H239V113H241ZM205 113V114H204ZM233 113V114H232ZM238 113V114H239ZM253 113H255V115L253 114ZM209 114V115H208ZM221 116H220V115ZM235 114V115H234ZM248 114V115H247ZM264 114V113H263ZM218 115V116H217ZM260 115H262V113H260ZM235 116V117H234ZM252 116H254V117H252ZM261 117L262 118V120H261V118H259V117ZM222 117V118H221ZM224 117V118H223ZM225 118H228L227 119V121L225 120ZM233 118H235V119H233ZM256 118V119H255ZM207 121H206V120ZM224 119V120H223ZM247 121H246V120ZM249 120V121H248ZM216 121V122H215ZM245 121V122H244ZM207 122V123H206ZM261 124H260V123ZM206 124H209L208 126L206 125ZM207 127H206V126ZM252 125V126H251ZM261 125H262V127H261ZM219 128V129H218ZM226 128V129H225ZM194 128H191V131L193 130ZM215 129H216V131H215ZM222 129V130H221ZM233 129V130H232ZM243 129H245L246 131H247V136L245 135L246 134V131L245 130H243ZM209 130H211V131H214V133L213 132H211V131H209ZM220 130V131H219ZM240 130H243V131H240ZM195 131V130H194ZM219 131V132H218ZM223 131H227L226 133H224ZM231 131V133H232V136H233V138H232V136L230 137V135H231V133H229ZM255 131V132H254ZM261 131H262V133H261ZM193 132V131H192ZM191 132V134H192V136L193 137H196V136H194L196 133L195 132H193L192 133ZM235 132V133H234ZM238 132V133H237ZM243 132V133H242ZM245 132V133H244ZM251 132V133H250ZM204 133V132H203ZM219 135H218V134ZM255 133V134H254ZM208 134H211V135H208ZM214 134H215V137H217L216 139H215V137L214 138H212L213 136H214ZM216 134H217V136H216ZM237 136H236V135ZM207 135H208V138H207ZM213 135V136H212ZM225 135V136H224ZM229 135V137H227ZM241 135H242V137H241ZM253 135V137L254 136H256V135H258L257 137H255V140H254V138H252V137H248V136H252ZM263 137H262V136ZM204 136H206V138H204ZM212 136V137H211ZM246 136V137H245ZM209 137H211V138H209ZM239 137H241V138H239ZM220 138V139H219ZM235 138H237L236 139V142H235ZM248 138V139H247ZM249 138H252V140L250 141L249 140ZM258 138V140L260 141V143H258L259 141H257V142H255L256 141V139ZM206 139V140H205ZM214 139V140H213ZM229 139H231V141L233 140L234 142H230L229 141ZM242 139V141H245V139H246V141H245V143L244 142H242V141H240ZM208 140V141H207ZM213 140V141H212ZM226 140V141H225ZM248 140V141H247ZM207 141V144H205V142ZM210 142V143H209ZM249 142V145L248 144H246V143H248ZM254 142V143H253ZM222 143V144H221ZM224 143V144H223ZM241 143H242V145H241ZM250 143H252V145L254 144V147H255V145L257 144V148H254L253 146H251V144ZM256 143V144H255ZM221 144V145H220ZM247 146H246V145ZM260 144V145H259ZM220 145V146H219ZM222 145H224V146H222ZM233 145V146H232ZM239 145V146H238ZM244 145H245V147H244ZM208 146V147H207ZM212 148H214V149H211V147ZM258 146H260L259 148H258ZM236 147H240L239 149L237 148V150H236ZM243 147V148H242ZM248 147L249 148H252L251 150L249 149L248 150ZM222 148V149H221ZM247 148V149H246ZM254 148V149H253ZM211 149V150H210ZM220 149V150H219ZM240 149H241V151H240ZM243 149V150H242ZM257 150V152H256V150ZM258 149H261V150H258ZM215 150V153L216 154H214V151ZM226 150L229 152V154H228V152H226ZM230 150H233V151H230ZM247 150V151H246ZM254 151V153H253V151ZM221 151V152H220ZM226 152V154H225V152ZM238 151V152H237ZM240 151V152H239ZM243 151H245V153H243ZM250 151H251V153H250ZM260 151V152H259ZM263 151V152H262ZM206 152V153H205ZM231 152V153H230ZM235 152H236V154H235ZM255 152H256V154H255ZM213 154L212 155V157L210 156V154ZM234 153V154H233ZM238 153V154H237ZM248 153H250V154H248ZM225 154V155H224ZM241 154H244V157H243V155H241ZM253 154V155H252ZM216 155V156H215ZM232 155V156H231ZM256 156V158H255V156ZM260 155V154H259ZM205 157V158H204ZM210 157H211V159H210ZM217 157H219V159H217ZM223 158V160H221L222 158ZM255 159H254V158ZM193 158V157H192ZM214 158H215V160H217V162H219V163H216V161L214 160ZM226 158V159H225ZM194 159V158H193ZM210 159V160H209ZM212 159H213V161H212ZM145 160H141V162L143 163ZM147 161V160H146ZM209 161H212V162H209ZM221 163V165H219ZM245 163V164H246ZM255 163V164H254ZM142 165H145V163H143ZM191 165H193V164H191ZM219 165V166H218ZM226 165H227V163H226ZM251 166V167H250ZM249 167L250 168H252L251 170V172H253V170L255 171V170H258V169H254V167H252V165H250ZM262 166H259L260 168H262ZM137 165H135L134 166V170L132 169L131 170V172H129V173H131V174H135L134 172H135V169H136V173H138V169H139V167H137ZM213 167H215V168H213ZM258 167V168H259ZM212 168V169H211ZM219 168V169H218ZM227 167L225 166V169H226ZM249 168V169H250ZM204 169H203V174L205 175H203L204 177H203V179L204 180H206L208 177H206V175L207 174H205L206 172H204ZM224 169V171H226ZM248 169V168H247ZM247 169H245L246 171H247ZM248 169V171L250 172V170ZM224 171H222V172H220V173H222L220 176H222V175H224V176H222L221 177V180H219L218 178V180L219 181H222V180H224L225 178H226V175H225V172ZM262 171V169H260V170H258L257 172L255 171V174L256 173H258V174H256L255 176L253 175V173H252V177H250V180H247L248 182L250 181V182H253L254 181V183H256L255 184V186L253 185L252 186V188H254V191L256 192V189H258V190H260L261 188H262V186H263V188H264V183H262V178L261 177H259L258 175H259V173ZM141 172V171H140ZM140 172H139V174H140ZM217 172V173H216ZM248 172V173H249ZM251 172L249 173V174H251ZM216 173V174H215ZM220 173H218V174H220ZM131 174H129L130 176H131V178H132V176L133 175H131ZM207 175V176H208ZM128 176V175H127ZM130 176H128V177H130ZM219 176V177H220ZM225 177V178H224ZM259 177V179H257V180H259L258 182H260L261 181V183H257V181H255V178H258ZM211 178L209 179H207V180H211ZM223 178V179H222ZM253 179V181H251ZM263 179H264V177H263ZM203 180V181H204ZM206 180V181H207ZM213 180H211V181H213ZM206 181H204V183L206 182ZM214 181H216V180H214ZM219 181H217V182H219ZM247 181H244V182H247ZM247 182V184L244 186V183L242 184V186L240 185V184H238V185H234V187L233 186H229V188L227 189V187H225L226 189H223L224 190V192L226 191V190H229V189H233V190H236V188H237V193L235 192V191H233L232 190V193L234 194V192L236 193V194H238V195H233L232 193L230 194V192H231V190H229L230 192H228V191H226V192H228L229 194H230V198L229 199H231V200H228L227 201V199L228 198H226L225 196H227V194L228 193H226V195H225V193L223 192V190H221V191H218V193H216V195L215 194H213V196H214V198H213V196L211 195L209 198H208V200H207V206L204 204L205 202H203V207L204 206H206V207H208V208H205V209H208V210H205L202 214H203V219H202V216L200 215V213H198L200 210H198V207L196 208V209H194V206L192 205L191 207H190V209H191V212H189V214H185V219H187V221H190L191 222V220L193 221L194 219H195V221H196V225H197V222H198V220H203V222L202 223H204V221H205V223H204V225L203 226H205V225H207L208 227H203V228H205L204 230L206 231V233L208 232V230L209 229H211L212 227H210V225L209 224H206V220H207V222L208 223H210V224H212L209 220H211L212 221V219H213V226L215 227V226H217V227H222L223 226V229L222 228H220V229H217V230H215L214 228H212L215 232H212L211 230V235H214L213 233H215V235H216V233H217V231L218 232H220L221 233V231H219V230H223L222 231V233H223V235L225 236V238H227V240H228V242L227 241H225V242H227V243H229V240L230 239H228V237H232V235H230V233H229V231L230 230H232V232L231 233H233V235L234 236H238V238H240L239 240L237 239V238H235V237H233V240H232V238H231V242H232V244H233V247H234V245H235V242L236 243H238V250H240V248L242 247V245H241V240H243V241H245V242H249V244L252 242V245L251 246H253V247H255V248H261V249H263L264 250V244H262L261 242H260V239L262 238H264V236L263 235H261V237H260V233H259V231L256 229V230H254L255 228H259V226L262 224L263 226V228H264V206H262V205H264V201L262 202L263 204L261 205V203L260 202H256V200H258L257 198H259V200H264V189L262 188L261 189V191H257V196L258 197H256V199H255V195H254V191L252 190V192H249V193H251L250 195H252L251 197H249L250 195H248L245 191H246V189H247V192L248 191H250L252 188H246L245 190L243 189V187H251V185H250V182L248 183ZM264 182V181H263ZM207 183V182H206ZM210 183V182H209ZM221 183V182H220ZM253 183V184H254ZM252 184V183H251ZM257 184H258V187H257ZM260 184H263L262 186L260 185ZM204 185V184H203ZM206 185V184H205ZM259 185H260V187H259ZM237 186V187H236ZM240 186H241V190L243 189L244 190V192L246 193V194H244V195H242L243 193H241V195L238 193V191H241L240 190ZM208 187V186H207ZM206 187V188H207ZM230 187H232V188H230ZM209 188L211 189V187L209 186ZM209 188H207V189H209ZM238 188H239V190H238ZM260 188V189H259ZM212 189H214V188H212ZM243 190H242V192H243ZM263 190V191H262ZM222 193H224V195L223 196H221V194ZM262 192V193H261ZM253 193V194H252ZM260 193V194H259ZM220 194V195H219ZM228 194V195H229ZM260 196H259V195ZM263 196H262V195ZM217 195H219L218 196V198H219V200L216 198L217 197ZM233 195V198L231 197ZM237 196V199H235V197ZM248 196V197H247ZM116 197V196H115ZM220 197H222V198H220ZM227 197H229V196H227ZM238 197L240 198L241 197V199H238ZM262 197V198H261ZM216 198V199H215ZM224 198H226V202L228 203V205H227V203H226V205H224V204H220V203H225V201L223 202V200H224ZM243 198H244V200L245 199H247V200H245L246 202H244L243 201ZM250 198V199H249ZM255 200H254V199ZM261 198V199H260ZM116 199V198H115ZM119 199V200H118ZM155 199H157V201L160 199V198H155ZM153 200V202L154 201H156V200ZM176 199V198H175ZM221 199H222V201H221ZM233 199H235V201H238V202H234V200ZM125 199L124 198H119V197H117V200H116V202H115V200H114V202L112 201V206L115 208H117V214L120 216H117L116 218H113L112 219V223H113V225L116 227V229H117V226H118V229H121L122 228V226H124V225H122V224H124V223H122V221H124L125 222V225H127V226H124L122 229H125V230H127L126 232H128L131 228H130V226L131 227H134V226H136L135 228H136V231H134V232H132L133 230H135V228H133V229H131L129 232H131L132 233V235H131V238H132V243H133V245H131V247H134L135 246V248L134 249H136L137 248V246H138V248H137V250H141L142 248L141 247H143L144 249H151L150 247H148L149 246V243H151L153 240H157V242L159 241L160 243L161 242H163L164 243V240L165 239H168L169 238V241H170V239H172L171 240V243L172 244H177L176 242H177V237H180V238H184V239H186L185 237H187V238H189V240H187V242L188 243H190L191 244V242L193 243V246L192 247H194V246H196L197 247V245H196V243H199V245H200V242H197V241H195L196 239L195 238H197L196 236H194L195 238H192L193 236V234H194V227H195V225L194 224H192V223H195L194 221L192 222V223H190V222H186V225L187 224H189L190 223V225H187V227L190 229H188V228H186V225H185V228H184V226L183 227H181V228H176V234H178L177 232H180L182 235H184V236H181L180 234H178V235H176L175 233H168V230H165V231H167V232H165L164 230V232H162V231H160V229H157V227L155 226V222H153L154 220H155V218L154 217H152V218H150L151 216H154V214L152 215V213L153 212H148V214L147 213H143V215H141L139 212H138V215H134V216H131V215H133L134 213L133 212H131L130 211V209H131V207H130V205L129 204H127V202L125 203V201H124ZM162 202L164 201V205H163V203H162V206L164 207L165 206V204H167V203H169L168 202V200L170 201V202H172L173 200H174V198H168L167 200H165V197L164 198H161L160 199ZM214 200H217V202H215ZM233 200V202H234V204H233V202H232V204L233 205H231V204H229V202H231ZM71 201H72V203H73V201L74 202H76L75 201V199L73 198V200L71 199ZM122 201H123V203H122ZM166 201V202H165ZM241 201V202H240ZM253 201L254 202H256V203H258V205L257 204H254L253 203ZM159 202V201H158ZM213 202H215V204L213 203ZM219 202V203H218ZM240 202V203H239ZM212 203H213V205H212ZM239 203V204H238ZM244 203V204H243ZM248 205H247V204ZM260 203V204H259ZM236 204H238L239 206H237ZM129 205V206H128ZM209 205H211L212 206V209H211V207H209ZM218 205V206H217ZM221 205V206H220ZM226 206V207H224V206ZM249 205H250V207H249ZM261 205V206H260ZM125 206H126V208H125ZM216 206V207H215ZM219 206L223 209H219ZM223 206V207H222ZM227 206H229V207H227ZM233 206V207H232ZM236 208H235V207ZM244 206H245V208H244ZM82 207V206H81ZM193 207V208H192ZM218 207V208H217ZM238 207V208H237ZM243 207V208H242ZM249 207V208H248ZM116 208H115V210H116ZM130 208V209H129ZM166 208V209H165ZM165 208H163L164 209V211H165V214L167 215V217L169 216V215H171V216H169V217H171V218H173L174 216H175V214H177V212L176 211H174V210H172V209H168L167 208V205H166V207ZM226 208V209H225ZM227 208H229L228 210H227ZM233 208H235V209H233ZM81 209H84V207H82ZM118 209H121V210H123V211H121V210H118ZM168 209V210H167ZM192 209H194V210H196L197 212H196V214H193V213H195V211L194 212H192L193 210ZM204 209V208H203ZM214 209H216L215 211V214H214V212H213V210ZM225 209V210H224ZM231 209V210H230ZM239 210V212L237 211V210ZM244 209V210H243ZM210 210V211H209ZM230 210V211H229ZM130 211V212H129ZM172 211V212H171ZM173 211H174V213L175 214H173ZM206 211H209V212H206ZM212 211V212H211ZM218 211V212H217ZM220 211H222V213L223 214H221L220 213ZM225 211V212H224ZM227 211V212H226ZM230 213H232V211L233 212H235V211H237L238 213H232V214H230ZM127 214H126V213ZM169 213V215H168V213ZM244 212V213H243ZM132 213V214H131ZM172 213V214H171ZM193 214L191 217H190V214ZM197 213H198V215H197ZM205 213H207V214H205ZM225 213H228V215L227 214H225ZM239 213H242L241 215L243 216H241V215H239V216H237ZM137 214V213H136ZM147 214V215H146ZM212 214H214V216L212 215ZM139 215H141V216H139ZM147 216V218H146V216ZM174 215V216H173ZM188 215H189V217H188ZM194 215H195V217H194ZM217 215H221V217L219 216L218 218H219V220L220 221H218V223H216L217 222V220L216 219H218L216 216ZM224 215V216H223ZM231 215V216H230ZM235 216L236 215V218H238V219H236V218H234L233 216ZM246 215V216H245ZM125 216V217H124ZM143 216H145V217H143ZM148 216H150V217H148ZM201 216V218H199ZM225 216L227 217V218H225ZM229 216H230V218H229ZM240 216H241V218H240ZM124 217V218H123ZM129 217H133V218H135V219H133V218H129ZM197 217H198V220H196L197 219ZM206 217V218H205ZM209 218V220H208V218ZM248 217V218H247ZM261 217V218H260ZM125 218H128L130 221H132V219L134 220V222H130L128 219L126 220ZM154 218V219H153ZM191 218V219H190ZM193 218V219H192ZM205 218V219H204ZM212 218V219H211ZM216 218V219H215ZM221 218V219H220ZM224 220H223V219ZM245 218H247L246 219V223H247V221H249L248 223L250 224V223H252V224H254L255 226L257 225V227H255L254 228V225H250L251 226V228L250 227H248L249 226V224L247 225L246 223L244 224V222H245ZM256 218V219H255ZM122 219V220H121ZM149 219H151V222L149 221ZM189 219V220H188ZM216 220V222H214L215 220ZM234 219H236L235 221H237V222H235L234 221ZM153 220V221H152ZM221 220L223 221V222H221ZM242 220H244V222L242 221ZM200 221V222H201ZM229 223H228V222ZM233 221H234V223H233ZM238 221H240L239 223H238ZM242 221V222H241ZM128 222H130V224H126V223H128ZM141 222V224H139ZM220 222V223H219ZM225 222V225L228 227V230L229 231H226L225 229H224V227H225V225L223 224ZM230 222H232V223H230ZM258 222V223H257ZM119 223H122L121 225L119 224ZM131 223H133V225H131ZM143 223V224H142ZM157 223V222H156ZM199 223V222H198ZM214 223H216V224H214ZM151 226H150V225ZM232 224H233V226H232ZM234 224H236L235 226H234ZM239 224V225H238ZM259 224V225H258ZM117 225V226H116ZM121 226V228H120V226ZM129 225V226H128ZM211 225V226H212ZM242 225V226H241ZM244 225V226H243ZM247 225V226H246ZM139 226H141V227H139ZM143 226H145L144 228H145V230H144V228H142ZM237 226H241L240 228L239 227H237ZM126 227V228H125ZM127 227H129L130 229H127ZM233 227V229L234 228H236V230L234 229H231ZM243 227V228H242ZM261 227V226H260ZM140 228V229H139ZM141 228H142V230H141ZM182 228H184V229H182ZM250 228V231L253 233L254 231L256 232H254L253 234H255V236H253L254 237V239L252 240V238L250 237V236H252V233H249L250 231L248 230V229ZM151 229H152V231H151ZM155 229V230H154ZM188 229V230H187ZM208 229V230H207ZM239 229H243L242 231L241 230H239ZM246 229V230H245ZM181 230H183L182 232H181ZM185 230V231H184ZM187 230V231H186ZM203 230V235L205 234L206 235V233H204L205 231ZM237 230H239V231H237ZM248 230V231H247ZM259 230H263V229H259ZM155 231V232H154ZM192 233V235H190L191 233ZM210 231L207 233L208 234V237H207V235H206V237H202V240L204 239V241H207L208 239V241H207V245H214V244H211V240H214V238H216V236L215 237H213V239H212V236H209V234H210ZM226 232V234H225V232ZM235 231V232H234ZM125 232V233H126ZM146 232V233H145ZM153 232V233H152ZM184 232V233H183ZM186 232V233H185ZM188 232L190 233V234H188ZM239 232V233H238ZM264 232V231H263ZM262 231H261V233H263ZM141 233V234H140ZM143 233V234H142ZM148 233V234H147ZM158 234V236H157V234ZM221 233V234H222ZM228 233H229V235H228ZM236 233H238V234H236ZM245 233V234H244ZM247 233V234H246ZM176 235V237L174 236V235ZM245 236H244V235ZM251 234V235H250ZM264 234V233H263ZM126 235H129V233L127 234L126 233ZM151 235V236H150ZM170 237H169V236ZM172 235L174 236V237H172ZM180 235V236H179ZM192 236V237H190V236ZM195 235V234H194ZM204 235V236H205ZM217 235H219V234H217ZM242 235L244 236V237H242ZM246 235L249 237V238H251V240H247V239H249V238H246ZM258 235V236H257ZM130 236V235H129ZM133 236V237H132ZM143 236H145V237H143ZM147 236H149L148 238H147ZM240 236V237H239ZM160 237V238H159ZM168 237V238H167ZM211 237V238H210ZM260 237V238H259ZM145 238V239H144ZM153 238H155V239H153ZM157 238V239H156ZM180 238H179V240H180ZM190 238H192L191 240H190ZM207 238V239H206ZM137 239H138V241H137ZM143 239V240H142ZM148 239H150V240H148ZM193 239H195L194 241L195 242H193ZM206 239V240H205ZM217 239H224V238H222V236L221 235H219V236H217ZM216 239V240H217ZM238 240L239 242H237V241H235V240ZM245 239V240H244ZM259 240V242L263 245L262 247H260L261 245H259V247H258V245L256 244L257 242L255 241V244H253L254 243V240ZM261 239V241H263ZM147 240V246H146V241ZM161 240V241H160ZM175 242H174V241ZM179 240H178V243H179ZM198 240V239H197ZM225 240V239H224ZM144 241V242H143ZM168 240H166V242H167ZM168 241V242H169ZM173 241V242H172ZM204 241H201V245H203V243H204ZM210 241V243H208ZM219 241V243L217 242L216 243V241L214 240V241H212V242H214L217 246H219V248L218 247H216V245L215 246H213V248L215 247V248H217V249H215V252H216V254H215V252L213 251L214 249L211 247V246H207L205 243V245H203V246H205L204 248H201V247H203V246H201L200 245V250H199V247H198V251H196L195 252V254H194V251L193 250H195L196 248L194 247V249L192 250L193 251V253H192V251H191V254L189 253L188 254V256L190 257H188V260L190 259L191 260V262H193L192 264H200V263H202L203 262V264H205L206 263V260H207V262L209 261V260H211V262L212 263H214V264H217V263H219L218 261H220L221 260V262L222 261H224L225 260V257L227 256V252H225V253H227L226 255H223V256H225L224 258L222 257V255L221 254H223L222 252V250L224 249L225 250V247L224 246H228V245H230V244H224V241H222V240H218ZM220 241H222V242H220ZM141 242V243H140ZM142 242H143V244H142ZM240 243V244H239ZM140 244V245H139ZM232 244L230 245L231 247H232ZM198 245V246H199ZM220 245H224L223 247L224 248H222V250H220L221 249V247L222 246H220ZM241 245V246H240ZM255 245V246H254ZM230 246H228V247H230ZM236 247H237V244L235 245ZM141 249H140V248ZM146 247H148V248H146ZM210 247V249H213L212 251L211 250H208V248ZM231 247L229 248V249H231ZM233 247H232V249H233ZM236 247H234V249L235 250H237V248ZM227 248V247H226ZM202 249H206V250H204L205 251V253L207 252V250L210 252H207V254H208V258H209V260H208V258L205 260V263H204V258L202 259V256L203 257H205V255L207 256V254H205L204 252H201L202 251ZM228 249V248H227ZM227 249H226V251H227ZM197 250V249H196ZM216 250H219L220 252H218V251H216ZM237 250V251H238ZM263 250H261V251H263ZM222 251V252H221ZM233 251L234 250H232V251H229V253L231 252V254L233 253ZM236 251V252H237ZM217 252H218V254H217ZM205 255H204V254ZM197 254V255H196ZM221 255V257L219 258V256ZM231 254H229V255H231ZM194 255V256H193ZM212 255V256H211ZM215 255H216V257H215ZM191 256H192V258H191ZM197 258H196V257ZM194 257H195V259H194ZM211 257L213 258H217L216 259V261H215V259L213 258V259H211ZM232 257V256H231ZM230 256H227L226 257V260L224 261V262H226L227 261V258H228V260L229 259H231V260H229V261H227L226 263H228L229 264V262H231L230 264H232V262L234 261L235 262V258H231ZM222 258L224 259V260H222ZM192 260H194V261H192ZM213 260V261H212ZM218 260V261H217ZM202 261V262H201ZM190 262V263H191ZM216 262V263H215ZM223 262V263H224ZM234 262H233V264H234ZM209 263V262H208ZM208 263H206V264H208ZM222 263V264H223ZM226 263H224V264H226ZM188 264V263H187ZM219 264H221V263H219Z\"/></svg>", "mask_w": 264, "mask_h": 264}]
</instances>
